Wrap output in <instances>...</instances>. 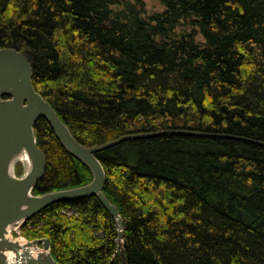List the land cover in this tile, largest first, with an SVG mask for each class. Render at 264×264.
I'll use <instances>...</instances> for the list:
<instances>
[{
    "label": "trees",
    "instance_id": "16d2710c",
    "mask_svg": "<svg viewBox=\"0 0 264 264\" xmlns=\"http://www.w3.org/2000/svg\"><path fill=\"white\" fill-rule=\"evenodd\" d=\"M155 1L145 16L142 0H0V49L29 57L36 91L85 147L165 130L264 143V0ZM34 132L47 158L34 195L92 182L44 118ZM97 158L122 245L97 196L13 236L50 239L58 264H264L263 146L165 135Z\"/></svg>",
    "mask_w": 264,
    "mask_h": 264
},
{
    "label": "water",
    "instance_id": "95a60500",
    "mask_svg": "<svg viewBox=\"0 0 264 264\" xmlns=\"http://www.w3.org/2000/svg\"><path fill=\"white\" fill-rule=\"evenodd\" d=\"M33 74V62L27 55L14 48L0 49V264H58L51 254L50 239H36L21 244L17 239L9 238L10 229L21 228L26 221L55 203L92 196H97L116 219L118 241L123 243L124 220L118 208L103 192L106 173L97 158L99 152L127 141L165 135L227 138L264 147L263 142L239 136L165 130L125 135L115 141L88 148L74 138L51 104L36 91L32 82ZM40 118L48 122L56 138L68 151L90 167L93 173L91 183L43 195L33 194L34 187L44 176L47 167L46 155L38 147L34 132ZM18 166L20 175L16 172ZM124 247L127 245L124 244ZM30 248L38 250L37 254L33 255ZM8 254H11V260Z\"/></svg>",
    "mask_w": 264,
    "mask_h": 264
},
{
    "label": "rangeland",
    "instance_id": "374dc122",
    "mask_svg": "<svg viewBox=\"0 0 264 264\" xmlns=\"http://www.w3.org/2000/svg\"><path fill=\"white\" fill-rule=\"evenodd\" d=\"M126 1H131V2H134L135 0H126ZM144 2V5H145V11H146V14L145 16H148V15H152L153 13L155 12H159V11H162V6L155 0H142ZM11 233H10V239L14 240V239H20V238H23L21 236H18V237H14L13 236V233L17 230L18 232L20 231V228L18 227H12L11 229ZM25 239V238H24ZM26 240V239H25ZM27 241V240H26ZM120 245H122V243H120Z\"/></svg>",
    "mask_w": 264,
    "mask_h": 264
},
{
    "label": "bare ground",
    "instance_id": "6f19581e",
    "mask_svg": "<svg viewBox=\"0 0 264 264\" xmlns=\"http://www.w3.org/2000/svg\"><path fill=\"white\" fill-rule=\"evenodd\" d=\"M17 241H19L21 244H26L27 243V241L24 238L17 239ZM29 251H31V253L33 255H36L37 252H38V250H36L35 248H30ZM8 256H9V258L11 260L12 259L11 254H8Z\"/></svg>",
    "mask_w": 264,
    "mask_h": 264
},
{
    "label": "built area",
    "instance_id": "2783aa9c",
    "mask_svg": "<svg viewBox=\"0 0 264 264\" xmlns=\"http://www.w3.org/2000/svg\"><path fill=\"white\" fill-rule=\"evenodd\" d=\"M17 231V230H16ZM19 233V232H18Z\"/></svg>",
    "mask_w": 264,
    "mask_h": 264
}]
</instances>
